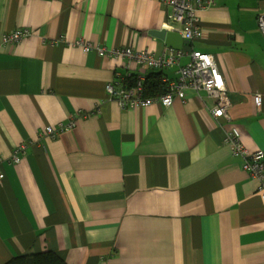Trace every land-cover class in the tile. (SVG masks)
I'll use <instances>...</instances> for the list:
<instances>
[{"label": "crops", "instance_id": "0c3cea01", "mask_svg": "<svg viewBox=\"0 0 264 264\" xmlns=\"http://www.w3.org/2000/svg\"><path fill=\"white\" fill-rule=\"evenodd\" d=\"M171 13L159 0H0V264L44 251L68 264H264L259 181L225 142L236 127L249 151L264 150V0L199 9L200 37L163 68L78 45L159 56L172 47L151 32L170 31ZM24 27L29 37L3 43ZM193 51L214 55L230 119L194 88L171 106L110 98L108 83L140 73L177 78Z\"/></svg>", "mask_w": 264, "mask_h": 264}, {"label": "built area", "instance_id": "2783aa9c", "mask_svg": "<svg viewBox=\"0 0 264 264\" xmlns=\"http://www.w3.org/2000/svg\"><path fill=\"white\" fill-rule=\"evenodd\" d=\"M163 4L169 5L172 8V13L169 14V20L172 25L170 29L178 32L184 39L194 40L201 35L198 25L199 9H204L207 5H211L213 0H159ZM258 27L264 35V13L258 15ZM32 31L29 28H17L13 32L3 36L4 44L17 43L29 37ZM85 51H90L96 48L101 55H107L108 52L117 58L126 59L127 67L131 66H149L151 68H163L175 64L183 55L184 52L175 48H168L161 55H156L149 50H137L133 47L117 48L108 51L106 48L99 45H94L84 40L79 41ZM191 61L183 65L175 79L164 78V92L160 95L146 96L145 82L147 76L140 73L136 82L132 86L125 85V80H119L116 83L110 82L107 84V92L111 99H115L121 107H143L153 103H161L163 106H171L176 97L181 99L186 98V90L194 88L198 91L205 90L209 95L216 100L212 113L216 118L230 119L229 110L232 107V102L228 95L226 79L222 73L213 54L202 51H193ZM256 106L262 105V94L256 93L254 97ZM52 126L48 127L49 135H56L58 130ZM225 142L231 145L232 154L237 157H242L243 168L248 171L253 178L259 181L258 190L261 193L264 202V150L251 152L241 140L240 131L233 127L226 137ZM24 148L25 146H20ZM14 162L19 161L17 150L13 155ZM3 159L0 157V183L3 182L4 173L1 169Z\"/></svg>", "mask_w": 264, "mask_h": 264}, {"label": "trees", "instance_id": "16d2710c", "mask_svg": "<svg viewBox=\"0 0 264 264\" xmlns=\"http://www.w3.org/2000/svg\"><path fill=\"white\" fill-rule=\"evenodd\" d=\"M145 83L147 93L155 91V89H162V81H152L148 79ZM151 94V93H150ZM5 264H68L63 258L53 251H44L30 255L16 256L6 262Z\"/></svg>", "mask_w": 264, "mask_h": 264}, {"label": "water", "instance_id": "95a60500", "mask_svg": "<svg viewBox=\"0 0 264 264\" xmlns=\"http://www.w3.org/2000/svg\"><path fill=\"white\" fill-rule=\"evenodd\" d=\"M151 34L161 38L165 43L172 48H182L184 43H188V40H184L182 35L175 31H169L167 29L152 31Z\"/></svg>", "mask_w": 264, "mask_h": 264}]
</instances>
